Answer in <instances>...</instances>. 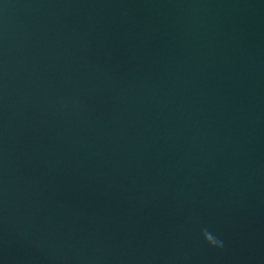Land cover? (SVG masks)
Instances as JSON below:
<instances>
[{
    "label": "water",
    "instance_id": "obj_1",
    "mask_svg": "<svg viewBox=\"0 0 264 264\" xmlns=\"http://www.w3.org/2000/svg\"><path fill=\"white\" fill-rule=\"evenodd\" d=\"M0 264H264V0H0Z\"/></svg>",
    "mask_w": 264,
    "mask_h": 264
},
{
    "label": "clouds",
    "instance_id": "obj_2",
    "mask_svg": "<svg viewBox=\"0 0 264 264\" xmlns=\"http://www.w3.org/2000/svg\"><path fill=\"white\" fill-rule=\"evenodd\" d=\"M205 236H206L207 240H208L211 244H213V245H217V244H218V241L215 240L211 235H208L207 232H205ZM219 246H220V247H223L222 244H219Z\"/></svg>",
    "mask_w": 264,
    "mask_h": 264
}]
</instances>
